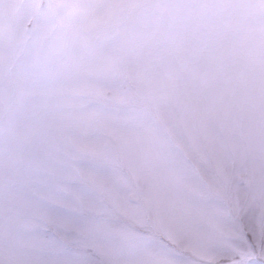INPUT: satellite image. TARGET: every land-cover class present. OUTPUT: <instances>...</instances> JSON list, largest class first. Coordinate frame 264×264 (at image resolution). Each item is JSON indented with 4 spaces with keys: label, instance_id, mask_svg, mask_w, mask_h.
Segmentation results:
<instances>
[{
    "label": "snow or ice",
    "instance_id": "1",
    "mask_svg": "<svg viewBox=\"0 0 264 264\" xmlns=\"http://www.w3.org/2000/svg\"><path fill=\"white\" fill-rule=\"evenodd\" d=\"M0 264H264V0H0Z\"/></svg>",
    "mask_w": 264,
    "mask_h": 264
}]
</instances>
